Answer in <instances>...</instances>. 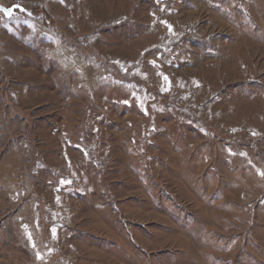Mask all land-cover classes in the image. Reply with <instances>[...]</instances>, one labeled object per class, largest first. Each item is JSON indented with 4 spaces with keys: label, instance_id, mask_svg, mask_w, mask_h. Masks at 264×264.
Instances as JSON below:
<instances>
[{
    "label": "rangeland",
    "instance_id": "obj_1",
    "mask_svg": "<svg viewBox=\"0 0 264 264\" xmlns=\"http://www.w3.org/2000/svg\"><path fill=\"white\" fill-rule=\"evenodd\" d=\"M0 5V264H264V0Z\"/></svg>",
    "mask_w": 264,
    "mask_h": 264
},
{
    "label": "water",
    "instance_id": "obj_2",
    "mask_svg": "<svg viewBox=\"0 0 264 264\" xmlns=\"http://www.w3.org/2000/svg\"><path fill=\"white\" fill-rule=\"evenodd\" d=\"M17 9L22 8L19 5H12L11 7L0 5V13H5L7 17H10Z\"/></svg>",
    "mask_w": 264,
    "mask_h": 264
}]
</instances>
